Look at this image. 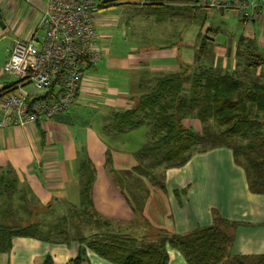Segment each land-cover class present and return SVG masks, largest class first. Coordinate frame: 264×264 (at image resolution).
I'll return each instance as SVG.
<instances>
[{
	"label": "crops",
	"instance_id": "obj_1",
	"mask_svg": "<svg viewBox=\"0 0 264 264\" xmlns=\"http://www.w3.org/2000/svg\"><path fill=\"white\" fill-rule=\"evenodd\" d=\"M0 1L19 19L14 45L34 32L51 0ZM104 1L94 13L100 60L86 68L85 74L90 69L92 72L87 77L84 74L79 102L52 120H39L26 128L6 124L0 129V174L11 172L15 180L12 203L16 204L19 196L26 202L33 196L41 206L77 205L81 179L87 177L81 164L89 160L95 178L92 203L102 216L134 222L138 212L152 228L177 235L209 226L218 218L231 224L228 259L221 264H264V194L249 187L230 149L219 147L195 154L183 167L166 170L158 188L133 171L137 166L134 156L145 143V129L119 136L102 132L103 120L111 110L130 109L137 97L147 93L146 86L152 81L148 75L175 73L193 66L201 39L207 40L206 54L205 61L199 59L202 63L198 65L217 73L232 71L240 36L248 35L256 40L258 48L264 47V18L249 29L237 20L240 28L233 31L220 19L226 17L223 13L209 14L204 8L194 7L200 0ZM202 13L212 17L210 25L195 22V15ZM0 15L6 24L8 19ZM133 19L139 21L134 24ZM127 27L129 32L121 42L131 54L112 56L113 41L119 37L120 28ZM167 32L171 38L165 37ZM146 51L153 52L139 53ZM5 64L0 70V95L16 84L15 79L8 82L2 76L9 77ZM260 71L264 72V67L256 73ZM95 73L108 78L107 89L103 84L107 80L97 78ZM113 173L121 174L122 179L138 180L137 207L127 200L126 190L113 182ZM166 250L167 264H185L178 251L170 247ZM78 255L87 264H111L76 241L59 244L36 238H14L10 251L0 253V264H40L46 256L52 264H69Z\"/></svg>",
	"mask_w": 264,
	"mask_h": 264
},
{
	"label": "trees",
	"instance_id": "obj_2",
	"mask_svg": "<svg viewBox=\"0 0 264 264\" xmlns=\"http://www.w3.org/2000/svg\"><path fill=\"white\" fill-rule=\"evenodd\" d=\"M204 41L199 59L205 52ZM234 57L236 66L229 72L198 67L158 74L130 109H113L104 118L102 132L107 136L145 129V143L135 154L133 171L148 184L161 188V182L156 183L158 174L161 178L166 170L183 167L195 154L226 147L245 172L249 187L264 194V72L256 73L264 67V47L258 48L254 38L243 35ZM107 160L105 154L104 165ZM82 163L80 169L87 177L81 179L78 204L41 206L28 199L24 203L31 201L32 207L23 222L14 223L17 210L9 208L15 180L11 172L0 174V253L10 251L14 238H36L59 244L76 241L111 264H167V247L178 251L185 264L227 261L230 223L217 218L209 226L177 235L153 231L138 212L134 222L102 216L92 203L93 166L89 160ZM135 179L124 181L132 185ZM126 196L129 200L127 191ZM134 203L137 207L139 202ZM40 264L52 260L46 256ZM69 264L87 263L78 255Z\"/></svg>",
	"mask_w": 264,
	"mask_h": 264
},
{
	"label": "built area",
	"instance_id": "obj_3",
	"mask_svg": "<svg viewBox=\"0 0 264 264\" xmlns=\"http://www.w3.org/2000/svg\"><path fill=\"white\" fill-rule=\"evenodd\" d=\"M100 5V0H51L34 32L15 41L4 69L16 84L0 95V129L52 120L79 102L85 70L100 60L94 20ZM196 5L231 14L244 29L264 18V0H200Z\"/></svg>",
	"mask_w": 264,
	"mask_h": 264
},
{
	"label": "rangeland",
	"instance_id": "obj_4",
	"mask_svg": "<svg viewBox=\"0 0 264 264\" xmlns=\"http://www.w3.org/2000/svg\"><path fill=\"white\" fill-rule=\"evenodd\" d=\"M109 1L110 0H105L104 2L105 3L107 2V4H108ZM8 2H9V0H8ZM100 2H102V0H100ZM203 10L208 12L209 14H213L211 10H208V9L207 10L203 9ZM7 12H8V14H7ZM110 13H112V12H110ZM0 14H2L3 20L8 19L6 24H4L5 27L4 28L0 27V70H1L2 67L4 66V63L8 61L10 52L12 50V47H13L12 43H13V41L15 39V31L14 30H15V28L17 27V25L19 23V19H18L17 15L14 12H12V13L9 12L7 10V7L5 8L2 5L1 1H0ZM7 16H8V18H7ZM233 17L234 16H232L231 14H228V15H226V17H222V18L220 17V19L225 20L226 24L229 25L230 28L233 31H235L237 28H240V27H239V24L237 22L238 19L236 17H234V18ZM211 19H212V17L207 15L206 13L196 14L195 15V22L198 20L199 25H203L204 27L206 26L205 23H207V25L208 24L210 25ZM37 21H38V18H36V20L33 21V22L36 23ZM137 21H139V20L133 19V23L134 24H136ZM192 25H195V24L192 23ZM221 29H224V28H221ZM217 31H219L221 34H223V31L220 30V29H218ZM128 32H129V27L120 28L119 37L116 38L113 41L112 45H111L112 46V50H111V55L112 56L119 57L120 55L131 54V52H129V51L124 49L126 47V44H123L121 42L122 39H125L127 37ZM156 33H158V32H156ZM42 35H43L42 32H37L36 38L39 39V40H42ZM157 37L161 38V36H157ZM165 37L171 38L170 33L167 32ZM119 39H120V41H119ZM152 52L153 51H146V52H139V53H152ZM198 52L199 51L195 52V54H194V64H193V66H190L188 68H183V70H185V69H189V70L190 69H197L198 67L202 68L201 65H198V63H202V62L199 61V58L197 57ZM136 53H138V52H136ZM205 54H206V52L203 51L202 54H201V56H202V58L200 59L201 61H205ZM113 59L114 60H121V58H113ZM91 72H92L91 69L89 71H86L85 77H87V74L91 73ZM157 75L158 74H150L148 76L151 78V80H153ZM2 76L4 77V79L6 81H8V82L12 81V77H10V76L8 77L5 74H2ZM95 76L97 78L106 79L107 80L106 82H103V84L105 85L106 89H107L108 86H110L109 85V80H108V78L106 76L99 75L97 73H95ZM155 178H156V183H158V182L160 183L163 180L162 177L160 178L159 174L157 176H155ZM113 179H114V182L116 183L118 188H121L122 190L124 188L127 191V193L130 196V200L131 201H133V200L136 201L135 190H136V186H138L137 184L139 183V182H137L138 180L137 181L135 180V183L132 184V185H127L126 182L124 181L125 179H122V175L119 174V173H113L112 174V180ZM151 186H153V185H151ZM153 187H158V186L154 185ZM28 199L32 200L34 203L36 202V199H34L33 196H28ZM13 200H14V197H13ZM24 202H26V201L25 200L24 201L21 200L20 196H19V197L16 198V204L12 203V205L9 207L10 210H12V211L13 210L14 211L17 210V212H15V213L13 212L14 213L13 214L14 215V218H13L14 223L18 222V221L23 222V221H25L27 219V216H28L27 209H29V205L27 203H24ZM2 221L4 223H11V221H9V220H7V221L2 220ZM152 230L154 231V228Z\"/></svg>",
	"mask_w": 264,
	"mask_h": 264
},
{
	"label": "water",
	"instance_id": "obj_5",
	"mask_svg": "<svg viewBox=\"0 0 264 264\" xmlns=\"http://www.w3.org/2000/svg\"><path fill=\"white\" fill-rule=\"evenodd\" d=\"M0 27H1V28H4L3 21L1 20V15H0Z\"/></svg>",
	"mask_w": 264,
	"mask_h": 264
}]
</instances>
